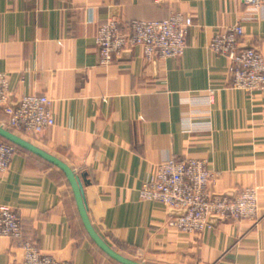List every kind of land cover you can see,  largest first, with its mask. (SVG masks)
Segmentation results:
<instances>
[{
    "label": "crops",
    "instance_id": "crops-1",
    "mask_svg": "<svg viewBox=\"0 0 264 264\" xmlns=\"http://www.w3.org/2000/svg\"><path fill=\"white\" fill-rule=\"evenodd\" d=\"M172 12L192 18L182 56L148 61L135 47L100 66L102 22L159 21ZM236 24L244 30L240 44L264 57V8L252 12L242 0H0V73L10 104L27 95L51 100L54 125L24 140L85 176L89 221L125 258L264 264V92L232 89L228 60L207 48ZM6 119L0 108V126ZM171 157L205 161L218 173L215 194L255 187L257 218L216 221L194 235L170 226L175 211L141 202L139 190ZM0 205L18 212L22 240L43 253L72 264H118L92 242L66 177L43 158L17 147L0 175ZM15 245L0 238V264L18 256Z\"/></svg>",
    "mask_w": 264,
    "mask_h": 264
},
{
    "label": "built area",
    "instance_id": "built-area-1",
    "mask_svg": "<svg viewBox=\"0 0 264 264\" xmlns=\"http://www.w3.org/2000/svg\"><path fill=\"white\" fill-rule=\"evenodd\" d=\"M242 2L252 12L264 8V0ZM191 25L192 18L181 12H172L168 18L159 21L122 24L107 19L98 26L95 38L99 64L107 67L123 51L135 47L141 49L148 61L179 58L186 48L185 38ZM243 34V27L238 24L219 30L207 48L228 60L227 77L232 89L248 94L262 93L264 58L257 49L240 44ZM7 81V75L0 73V108L7 118L2 127L18 134L38 136L54 125L51 100L46 95L23 96L16 104H10ZM16 150L15 145L0 140V175L10 170ZM217 176L218 173L210 170L205 161L171 157L156 165L151 180L139 190V200L159 202L181 212L174 216L170 226L184 234H200L221 220H255L259 213L257 189L248 187L232 197L215 194L210 186ZM21 226V217L15 209L0 205V238L13 240L19 251L10 264H72L23 241Z\"/></svg>",
    "mask_w": 264,
    "mask_h": 264
},
{
    "label": "water",
    "instance_id": "water-1",
    "mask_svg": "<svg viewBox=\"0 0 264 264\" xmlns=\"http://www.w3.org/2000/svg\"><path fill=\"white\" fill-rule=\"evenodd\" d=\"M0 138L8 141L9 143L26 150L28 152H31L44 160L48 161L49 163L53 164L57 168H59L64 176L66 177L67 182L70 185L74 201L78 210V214L80 217V220L82 222V225L92 240V242L104 253L106 254L110 259L117 262L118 264H141L137 263L131 260L126 259L125 257L117 254L114 252L111 248H109L103 240L98 236L94 228L92 227L85 207V201H84V192H83V183H87V180L85 179V176L82 177V180L72 171V169L62 162L61 160L53 157L52 155L44 152L43 150L39 149L38 147L34 146L33 144L29 143L28 141L24 140L20 136L12 133L11 131H8L0 126ZM181 212H175V215H180Z\"/></svg>",
    "mask_w": 264,
    "mask_h": 264
},
{
    "label": "rangeland",
    "instance_id": "rangeland-1",
    "mask_svg": "<svg viewBox=\"0 0 264 264\" xmlns=\"http://www.w3.org/2000/svg\"><path fill=\"white\" fill-rule=\"evenodd\" d=\"M263 56V55H262ZM264 58V57H263ZM2 127V126H1ZM4 128V127H3ZM4 129H6V130H8V131H11V130H9L8 128H4ZM12 133H14V132H12ZM18 136H20L21 138H23V139H25L24 137H29V136H26V135H24V134H19ZM0 140H3V139H1L0 138ZM126 259H128V260H131V261H134V262H137V263H141V264H155V263H152V262H147V261H144V260H142L141 258H126Z\"/></svg>",
    "mask_w": 264,
    "mask_h": 264
}]
</instances>
